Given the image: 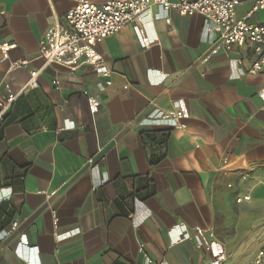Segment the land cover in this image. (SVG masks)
Segmentation results:
<instances>
[{"label": "crops", "instance_id": "obj_1", "mask_svg": "<svg viewBox=\"0 0 264 264\" xmlns=\"http://www.w3.org/2000/svg\"><path fill=\"white\" fill-rule=\"evenodd\" d=\"M240 1L236 18L253 5ZM73 5L0 0V43L15 45L5 60L0 52V91L17 94L0 127V264H149L140 245L152 264H208L195 227L214 234L230 264L252 259L264 248V76L233 62L245 68L251 53L206 57L211 22L171 11L169 25L135 20L96 46L109 79L89 64L43 67L39 41ZM248 22L264 25V9ZM135 27L156 42L143 48ZM21 58L30 64L12 69ZM178 103L181 129L153 119ZM165 129V146L151 144L147 134Z\"/></svg>", "mask_w": 264, "mask_h": 264}, {"label": "built area", "instance_id": "obj_2", "mask_svg": "<svg viewBox=\"0 0 264 264\" xmlns=\"http://www.w3.org/2000/svg\"><path fill=\"white\" fill-rule=\"evenodd\" d=\"M241 2L240 0H110L95 4L89 0H74L73 7L67 12L62 23H55L47 28L39 41L37 58L43 60V67L56 64L68 70L89 64L97 75L109 79L111 72L96 51V46L103 39L115 35L135 20H144L150 24L156 19L163 18L169 25L170 12L174 11L180 16L189 17L198 14L211 22L210 31L216 35V40L206 57L218 51L229 55L234 47H243L251 53L252 60L244 68L240 58L234 59L237 71L240 74L264 76V25L248 22L251 13L264 9V0H253L251 11L241 18H236L234 9ZM153 7L158 9L157 13L152 12ZM134 31L143 48H149L156 42L154 38L146 35L143 29L135 27ZM14 48V44L0 43L2 60H5L8 51ZM30 62L29 59L21 58L13 62L11 68H26ZM41 70L42 68L31 71L28 88L37 87V77ZM106 84L109 85L110 81L107 80ZM16 97L17 94L10 92L3 94L0 91V126L4 123ZM88 104L90 111L96 112L100 106L99 98L89 97ZM186 117L185 109L178 103L174 110L158 111L153 119L175 120L177 123L173 128L181 129L182 125L179 121ZM247 200H249L248 195L237 198L236 202ZM16 227L17 223H12L11 230ZM180 229L185 231L186 227L182 225ZM194 231L205 250L211 255L208 264H230L223 247L216 242L213 233L199 227H195ZM1 234L3 238L8 232L3 231ZM138 252L149 264L154 263L142 245L138 247ZM237 264H264V248L260 249L252 259Z\"/></svg>", "mask_w": 264, "mask_h": 264}, {"label": "trees", "instance_id": "obj_3", "mask_svg": "<svg viewBox=\"0 0 264 264\" xmlns=\"http://www.w3.org/2000/svg\"><path fill=\"white\" fill-rule=\"evenodd\" d=\"M4 123L0 127H3ZM169 134H170L169 130L165 129V130L155 131L151 133L150 135L147 134V136H149V139L151 140V144L159 146V147H163L165 146V143H166V140L168 139ZM1 136H2V130H0V139H1ZM149 161H150V164H155L159 161V159H155L154 156H151L149 158Z\"/></svg>", "mask_w": 264, "mask_h": 264}]
</instances>
